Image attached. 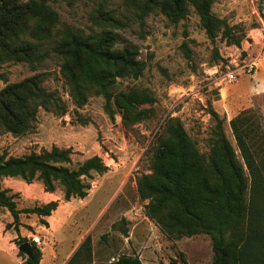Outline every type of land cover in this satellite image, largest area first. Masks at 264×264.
I'll return each mask as SVG.
<instances>
[{
    "label": "trees",
    "instance_id": "trees-1",
    "mask_svg": "<svg viewBox=\"0 0 264 264\" xmlns=\"http://www.w3.org/2000/svg\"><path fill=\"white\" fill-rule=\"evenodd\" d=\"M123 1L141 20L158 10L173 22L185 18L189 5H193L210 38L222 32L228 43L240 46L246 37L245 32L231 33L226 20L212 12L214 0ZM95 18L103 26L98 32L86 33L69 25L58 29L59 13L47 0H0V63L34 65L43 57L42 41L55 38L52 50L62 58L61 73L75 104L85 105L91 95L97 94L104 97V108L111 119L118 112L126 126L150 118L153 109L148 105L157 101L154 93L136 86L121 90L114 87L119 78H139L145 69L138 51L130 46L118 48L119 34L106 27H123L121 18L103 8ZM0 80L7 81L4 73H0ZM44 81L45 73L38 72L7 83L0 90V133L27 134L40 108L66 113L60 97L48 91ZM251 111L243 110L230 120L239 153L225 133L224 118L215 109H210L216 125L208 152L201 151L180 118L168 116L156 139L151 172L137 180L139 196L149 200L147 215L169 237L211 236V264H264V157L259 156L254 140L261 130L260 124L254 126L258 116ZM71 155V148L58 146L23 156L0 151V209H7L14 219L7 228L14 225L19 230L23 214L51 215L59 201L19 208L18 193L2 187L4 178L19 177L28 183L38 180L46 192H54L58 184L69 201L86 197L94 174L108 170L99 155L72 167ZM41 222L49 226L45 219ZM28 241L20 233L14 240L17 246ZM31 244L32 256L22 251L18 254L24 258L23 264H40L43 252ZM66 264H97L93 262L91 235L83 239ZM111 264L149 263L138 256L120 255ZM162 264L178 263L172 260Z\"/></svg>",
    "mask_w": 264,
    "mask_h": 264
},
{
    "label": "rangeland",
    "instance_id": "rangeland-1",
    "mask_svg": "<svg viewBox=\"0 0 264 264\" xmlns=\"http://www.w3.org/2000/svg\"><path fill=\"white\" fill-rule=\"evenodd\" d=\"M47 2L59 13L58 29L69 25L86 33L98 32L103 27L95 18L100 8L120 17L123 27H106L119 34L118 48L130 46L138 51L145 69L139 78H119L115 90L134 86L147 88L157 101L148 105L153 109L150 118L130 126L124 125L118 112L111 119L105 111L102 95H91L85 105L78 106L61 73L62 58L52 50L55 38L42 41L40 52L43 57L34 65L16 61L0 63V73L7 78V81L0 80V90L7 83L43 72L46 89L55 92L66 106L63 115L40 108L33 128L23 136L1 132V152L23 156L58 146L72 149V167L94 155L102 157L108 166L105 173L94 174L86 197L69 201L64 199V191L58 184L54 192H46L41 181L28 183L19 177H7L2 180V187L18 193L19 208L51 200H58L59 207H76L62 230L69 229L76 241L79 237L91 235L94 263L111 264L120 255H132L149 264L172 260L178 264H184V260L187 264H211L214 257L211 236L201 233L169 237L147 215L149 200L139 196L137 180L151 172L150 161L156 139L168 116L180 118L201 151H209L216 125L210 109H215L218 88L232 83L224 79L225 73L246 61H260L264 57V0H214L212 12L226 20L232 28L231 33L240 35L245 32L246 37L240 46L228 43L222 32L215 39L210 38L193 5H189V14L185 18L173 22L158 10L141 20L123 0ZM241 75L246 73L238 71V78ZM247 109L258 116L254 126L260 124L261 130L255 134L254 140L262 158L264 94L254 100V105L241 111ZM220 116L224 118L227 137L239 153L230 121ZM40 224L44 225L41 219H37L35 224L25 225L26 237L40 235L42 247L59 241L49 234L48 226Z\"/></svg>",
    "mask_w": 264,
    "mask_h": 264
},
{
    "label": "crops",
    "instance_id": "crops-1",
    "mask_svg": "<svg viewBox=\"0 0 264 264\" xmlns=\"http://www.w3.org/2000/svg\"><path fill=\"white\" fill-rule=\"evenodd\" d=\"M259 64V68L254 74L241 75L236 81L218 88L219 98L214 100V106L217 112L227 117L228 121L242 109L254 105V100L264 94V57L260 59ZM75 208L58 207L51 215L45 217L36 214H23L19 230L14 225L10 228L6 227L14 219L7 209H0V264H23L24 258L18 254L19 248L14 240L19 233L21 236H27L25 225H33L37 219L41 218L48 221L49 234L59 238V241L48 243L43 247L40 264H66L85 237H79L76 241L75 235L70 234L69 229L62 230V227L74 215ZM40 226L47 227L42 224ZM94 262H96L95 259Z\"/></svg>",
    "mask_w": 264,
    "mask_h": 264
},
{
    "label": "built area",
    "instance_id": "built-area-1",
    "mask_svg": "<svg viewBox=\"0 0 264 264\" xmlns=\"http://www.w3.org/2000/svg\"><path fill=\"white\" fill-rule=\"evenodd\" d=\"M258 68H259V61L257 59H252V60L244 62L243 65H241L235 70L230 69L227 73H225L224 79L228 82H234L238 78V71H242L248 75H252L256 72ZM30 241L35 243L41 250L43 249L42 247L43 241L40 235L33 234L30 237Z\"/></svg>",
    "mask_w": 264,
    "mask_h": 264
},
{
    "label": "water",
    "instance_id": "water-1",
    "mask_svg": "<svg viewBox=\"0 0 264 264\" xmlns=\"http://www.w3.org/2000/svg\"><path fill=\"white\" fill-rule=\"evenodd\" d=\"M18 248H19V251H22L28 257L32 256L33 254L32 244L30 241L21 244L20 246H18Z\"/></svg>",
    "mask_w": 264,
    "mask_h": 264
}]
</instances>
